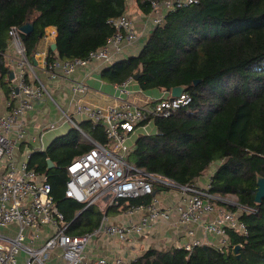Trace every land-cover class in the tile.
Instances as JSON below:
<instances>
[{
	"label": "trees",
	"instance_id": "1",
	"mask_svg": "<svg viewBox=\"0 0 264 264\" xmlns=\"http://www.w3.org/2000/svg\"><path fill=\"white\" fill-rule=\"evenodd\" d=\"M133 1L141 13L149 14L151 0ZM126 4L127 0H0L2 84L9 75L3 53L11 26L32 25L22 34L29 59L47 26L57 31L50 58L85 57L113 33L106 20L124 13ZM102 76L117 84L136 76L142 91L185 85L191 100L167 117H156L155 132L136 138L128 161L181 185L193 183L217 163L209 192L235 197V206L217 201L232 211L250 210L239 214L247 233L228 229L229 245L222 251L211 245L190 251L149 249L134 264H264V197L255 201L256 176L264 177V0H192L175 7L152 27L137 55L107 65ZM80 127L96 141L106 142L101 125L83 121ZM79 139L71 127L28 161L31 166L36 162V170L45 174L71 234L89 232L101 219L98 209L74 203L62 188L66 166L91 146ZM46 158L55 166L47 168ZM150 197L120 199L115 207L148 203Z\"/></svg>",
	"mask_w": 264,
	"mask_h": 264
},
{
	"label": "built area",
	"instance_id": "2",
	"mask_svg": "<svg viewBox=\"0 0 264 264\" xmlns=\"http://www.w3.org/2000/svg\"><path fill=\"white\" fill-rule=\"evenodd\" d=\"M190 2L192 0H151L150 23L153 26L162 23L167 11ZM106 22L113 33L103 45L90 50L85 57L50 58L46 50L34 54V57L38 55L40 58V64L38 62L36 66H40L41 72L48 78L62 75L72 80L78 68L89 62L110 65L139 42L140 30L126 12L109 17ZM7 34V48L3 55L11 58L12 76L9 74L6 77V112L0 114V163L4 165L0 173V264H134L121 256L110 259L93 256L87 252L89 240L95 235H110L126 241L131 235H143L158 222H168L171 218L176 224H191L201 229V237L196 235L194 226L186 230L189 240L183 242L180 248L187 251L204 243L222 251L229 245L225 241L228 229L241 235L247 233L239 214L241 210H250L239 207L240 210L232 211L218 204L217 201H221L235 206L226 197L209 192L210 179L204 185L195 180L181 185L128 161L127 156L135 145L134 137L154 133L149 125H154L156 117H167L191 100L184 91L179 96H171L167 90H162L157 98L141 100L138 97L142 90L132 87L133 77L116 84L115 100L107 105H95L85 100L88 86L84 81L72 80L74 112L59 109L63 116L61 121H70L91 146L66 166L64 194L84 208L99 202L108 207L117 204L120 199L145 195H151L150 200L127 206L125 214L128 219L124 224L111 223L103 210L99 224L93 230L82 234L69 233L70 222L56 206L46 178L30 167L27 160L18 161L15 157L18 144L29 136L26 115L35 110L36 104L49 98L50 93L26 55L20 27L11 26ZM72 114L82 115L92 125H101L106 142L89 137ZM58 125L59 121H49L42 128L51 130ZM156 186L177 191L178 198L172 207L160 205V198L154 193ZM215 210L217 213L213 219L204 218ZM12 225L15 228L11 230L13 234L3 231ZM48 225L52 227L51 232L35 244L42 227ZM210 234L221 237L220 241H208ZM52 258L56 260L49 263Z\"/></svg>",
	"mask_w": 264,
	"mask_h": 264
},
{
	"label": "crops",
	"instance_id": "3",
	"mask_svg": "<svg viewBox=\"0 0 264 264\" xmlns=\"http://www.w3.org/2000/svg\"><path fill=\"white\" fill-rule=\"evenodd\" d=\"M125 12L131 17L133 22L136 24L137 29L140 30L139 33L141 37L139 39V42L135 44L133 48L124 51V53L115 61L126 59L129 56L137 55L140 49L142 48L148 33L153 27V25L150 23L149 14L141 13L136 7L133 0H127ZM56 35V28L54 26H47L44 29V35L39 39L37 43L34 54L36 52L40 53L46 50L49 51L51 49V44L55 42ZM32 59L35 60V63H33ZM10 61L11 58H8L7 55L4 54L3 64L4 66L9 68V71L11 69ZM30 61L32 65L35 66L34 68L39 78L46 85L50 93V97L46 98L39 104H36L35 110L29 112L26 115V124L29 136L28 139L18 144L15 150V157L18 161L27 160V162L29 161V159L33 158L34 153L38 151H45V149L54 141L55 138L66 134L71 129V127H73L72 125H69L67 121H61L63 119V116L62 114H60L59 111V109H62L63 111H68L69 113L74 112L75 100L71 88L73 84L72 80L76 79L77 81H84L86 83V85L88 86V91L85 96V100L95 105H107L114 102V96L116 94L117 87L116 82H108L102 76V71L105 67H107V65L101 66L96 62H89L86 66L78 68L73 73L72 80H70L69 78H66L62 75H59L56 78H48L45 74L41 72L42 70L39 68L40 66H36L38 62L40 64V58L38 57V55L35 57L33 55ZM4 80L6 82L5 84H2L0 80V114H4L6 112L5 101L8 93V81L6 79V76ZM52 87L54 91L51 90ZM132 87L134 89H140L136 80L133 82ZM162 92V89L141 91V94L138 98L141 100H146L148 98H157L162 94ZM55 98H61L64 102L65 107H60L59 105H57V101L55 100ZM71 116L73 119H77L75 120L77 121V124L79 126H81V123L83 121H87L80 114H72ZM49 121H59V125L55 129L44 130L42 127L46 122ZM149 127L150 130H155L153 124H150ZM77 131L80 138L79 141L87 143V141L83 139V134L81 133V131H79L78 129ZM83 132H85L89 137H91L86 131L83 130ZM134 138V140L136 141L137 136ZM47 159L49 158H46V162ZM36 165L37 164L35 162L32 166H29L36 169ZM54 166L55 164L53 162L51 166H48L47 163V168H51ZM216 166L217 163L211 164L202 175L195 179V182L199 185H204L205 183H207L210 179V176L213 174ZM3 169L4 165L1 162L0 173L3 171ZM39 173L43 174V176L46 178L44 173ZM45 180L47 181V179ZM62 188H64L65 190V184H62ZM154 193L157 194L160 198V205L162 207H172V205L178 198L177 191H168L166 189H161L158 186L154 188ZM70 200H72L76 204H80L74 201L73 199ZM115 205L117 204H113L105 208V211L109 216V221L114 224H124L125 222H127L128 219L127 215L125 214L126 208H123L122 206L115 207ZM92 206H94V208L98 209L102 213L103 210L99 208L98 204H94ZM79 213L80 211H77L76 215H78ZM216 213L217 212L215 210L205 215L204 218L206 220L213 219L216 216ZM189 226H194L196 230V235L201 237L202 232L198 226L191 224H176L175 219L171 218V220L168 222H158L157 225L153 227V229H150L147 233L143 235H131L126 241H120L116 237L110 235H95L89 240V243L87 245V252H89L93 256H104L107 259H110L114 256H121L132 262H136L137 258L149 249L167 250L170 248H180L183 242L189 240V236L186 233V230L189 228ZM12 229H15L14 225H12V227H9V229H3V231H9L12 233ZM51 230L52 227L49 225L42 227L38 239L35 241V244H39L45 237H47ZM220 238L221 237L210 234L208 235L207 240L213 243H218L220 241ZM204 241H206V239ZM225 241L229 243V238L225 239ZM203 245L207 244L204 243ZM22 257L23 254L20 255V258ZM55 260L56 259L52 258L49 260V263H53Z\"/></svg>",
	"mask_w": 264,
	"mask_h": 264
},
{
	"label": "water",
	"instance_id": "4",
	"mask_svg": "<svg viewBox=\"0 0 264 264\" xmlns=\"http://www.w3.org/2000/svg\"><path fill=\"white\" fill-rule=\"evenodd\" d=\"M33 29L32 25L29 24V23H26L22 26H20V30L23 32V33H29L31 30ZM51 49L52 50H55L56 49V42H53L51 44ZM33 63H35V60L32 59ZM9 74L10 76H12V71L10 70L9 71ZM134 78L136 79V76H134ZM185 85H177V86H174L170 89V93H171V96H179L184 90H185ZM47 163H48V166H51L52 165V162L47 159ZM256 193H255V201L257 203H259L262 198L264 197V177L261 176V175H257L256 176ZM239 245H236L234 247V251L237 252L238 249H239Z\"/></svg>",
	"mask_w": 264,
	"mask_h": 264
},
{
	"label": "rangeland",
	"instance_id": "5",
	"mask_svg": "<svg viewBox=\"0 0 264 264\" xmlns=\"http://www.w3.org/2000/svg\"><path fill=\"white\" fill-rule=\"evenodd\" d=\"M51 89V88H50ZM52 91H54V89H53V87H52V89H51ZM55 100L57 101V105H59L60 107H65V105H64V102L62 101V99L61 98H55ZM53 105V104H52ZM56 105V106H57ZM54 106V105H53ZM76 119V118H75ZM77 120V119H76ZM68 123H69V125H71V122L70 121H68ZM76 129V128H75ZM76 131H77V129H76ZM226 199H229L231 202H233V203H235V205H237V202H236V198L235 197H233V196H226ZM98 204V206H99V208L101 209V210H105V205H103L102 203H97Z\"/></svg>",
	"mask_w": 264,
	"mask_h": 264
}]
</instances>
